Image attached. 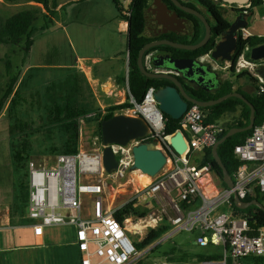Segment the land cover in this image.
Wrapping results in <instances>:
<instances>
[{
    "label": "built area",
    "instance_id": "obj_1",
    "mask_svg": "<svg viewBox=\"0 0 264 264\" xmlns=\"http://www.w3.org/2000/svg\"><path fill=\"white\" fill-rule=\"evenodd\" d=\"M134 0L119 2L123 21L129 27ZM243 39L250 37L241 29ZM245 48L235 74L249 73L258 81V94H264V79L257 73L261 61L250 58ZM225 70L231 62L225 61ZM155 87H150L141 103L132 100L123 114L143 117L150 127L149 135L132 141L126 147L111 145L117 158L118 169L109 176L123 179L134 165L133 148L140 142H156L168 157L169 169L149 185L137 189V211H150L159 207L163 219L171 230L163 239L189 232L198 233L196 244L201 248H215L209 259L199 264H244L243 260L264 257V229L251 227L249 220L234 216V197L242 201L264 198V123L255 126L243 143L234 149L239 167L233 177V188L219 189L210 165H201L206 151L218 142L227 131L223 120L206 123L207 112L197 104L189 106L181 118L180 126L187 142V151L177 154L166 134L164 114L156 100ZM103 144L94 151L80 147L77 154L56 155L51 168L39 167L34 161L28 164V209L34 221L37 246L44 245V229L72 225L76 228L77 245L82 254L80 264H134L142 255L127 235L126 228L114 211L104 208L106 183L93 180L104 178ZM201 155L200 161L195 156ZM94 198L92 213L84 215L83 197ZM166 197V198H165ZM186 205V208L183 205ZM173 213L169 216L167 210ZM160 219V220H163ZM160 243V242H159ZM154 245L153 251L160 244Z\"/></svg>",
    "mask_w": 264,
    "mask_h": 264
},
{
    "label": "rangeland",
    "instance_id": "obj_2",
    "mask_svg": "<svg viewBox=\"0 0 264 264\" xmlns=\"http://www.w3.org/2000/svg\"><path fill=\"white\" fill-rule=\"evenodd\" d=\"M59 1L68 3L73 0ZM31 8L43 10L41 5L33 2L8 3L0 0V17L6 20L20 11ZM245 8L251 11L250 5ZM43 12L34 24L37 29L32 36L34 48L28 56L27 38L19 45H0V204H14L18 210L19 208L26 210L24 204L29 195L28 168H24L20 173L14 171L10 151L11 139H18L22 134V139H28L36 151L30 161H34L39 167L51 168L56 155L53 156L48 151L55 136L48 130L54 126L58 116H63V109L67 103L76 104L86 112H101L105 115L107 109L118 105H131L134 100L129 89L127 35L115 33L112 22L118 18L119 12L113 1L88 0L73 4L66 10L54 14L52 23L44 18L45 11ZM262 16L263 12L255 8L254 15L249 19L247 29L255 36L258 34L264 36ZM80 57L89 59L88 64L94 72L92 76L99 77L103 83H106L105 80L109 77L114 79L119 77L114 86H111L112 93L109 94L115 101L104 110L98 109L96 104L104 100V92H99L98 96H95L92 84L87 80L80 85L81 76L75 72ZM7 61H10L12 73L18 80L10 96L3 100L11 85L10 76L6 73ZM261 63L264 64V61ZM26 64L36 69L27 68ZM234 74H231L233 80L238 81L235 89L239 86L244 87L246 93L253 90L247 77L237 80L238 76ZM69 81L72 84L76 82L77 96L72 95L73 85H68ZM126 109L116 111V115L123 114ZM241 113L238 109L232 114L225 115L222 119L225 127L230 129L241 121ZM100 133L98 122L82 120L83 149L94 151L99 148L102 144ZM201 158V155H196L195 161H200ZM137 172V170L129 172L123 179L104 174V178L97 177L93 180L106 183L104 208L107 211H114L116 218L126 228L128 237L142 255L134 264H199L201 261L197 255L213 253L215 248L197 246L198 233L183 232L163 240L168 235L166 233L151 244L150 241L155 236L154 231L166 222V217L162 218L164 213L159 207L148 212L143 211L146 212L143 217L137 213V189L144 187L137 181ZM215 181L218 188L223 189L221 180L216 176ZM93 203L92 196L83 197L85 216L92 213ZM167 212L169 216H173L170 209ZM126 215L131 217L123 220L121 217ZM131 223L139 229L129 230ZM71 229L76 234V230L70 228V231ZM48 230L58 234L57 228L50 227ZM158 243L159 247L150 251ZM243 263L254 264V259H245Z\"/></svg>",
    "mask_w": 264,
    "mask_h": 264
},
{
    "label": "trees",
    "instance_id": "obj_3",
    "mask_svg": "<svg viewBox=\"0 0 264 264\" xmlns=\"http://www.w3.org/2000/svg\"><path fill=\"white\" fill-rule=\"evenodd\" d=\"M4 2L14 3L20 1L33 2L43 7L45 11L44 18L48 22L52 23V17L55 14V9H57V0H3ZM117 5V8L120 12V17L123 18L121 13V8L119 6V2L117 0H113ZM167 3H171V0H165ZM150 0H134L132 4V14L131 17L128 18L129 27L127 33V46H128V58H129V89L131 96L137 103H141L144 99V96L147 90L150 87H155L157 90L165 88L168 86L166 80H157L146 77L142 74L139 65H138V57L140 51L149 43L153 42L152 39L148 38L147 34V24L144 19V11L149 6ZM264 0H251L250 9L263 7ZM43 10L40 8H31L27 10L20 11L6 20H3L0 17V45H19L22 44L24 39L27 38V52L30 50L32 46L31 40V31L35 22L39 19V16L43 14ZM47 22V23H48ZM30 37V38H29ZM218 35L213 36V38L203 47L201 48L200 54L205 55L209 54L217 44ZM165 39L172 40L174 42H180L181 37L176 34L166 35ZM261 44H264V38H256L250 37L248 39H240L237 51L235 56L233 57V65L231 71L235 73L236 63L239 60V57L243 53L246 47H256ZM144 57V63L146 60V55ZM250 56V54H249ZM6 73L10 76L11 85L7 90L3 100L8 98L12 93V89L17 83L18 78L12 73L11 63L7 61L6 64ZM239 78L247 77L250 81L252 91L249 93L245 92L244 87H238L235 89V82H229L227 87L222 90V92L214 99L217 100L223 96L228 94L238 92L245 96V98L254 106L256 111V122L255 126H258L264 123V94H258V81L253 78L249 73L244 72L238 76ZM66 84V83H65ZM64 84V85H65ZM70 81L68 85H70ZM72 95L77 96V84L76 82L72 84ZM76 99V97H75ZM190 104L189 106H191ZM131 105L124 104L118 105L106 110L105 115H102L101 112L92 113L86 112L80 109L76 104L71 105L67 103L65 108L63 109V116H58L56 118V122L52 128L48 130L50 134H54L55 139L52 144L49 146L48 153L51 155H60V154H77L80 151L81 147V131H82V120L85 121H93L98 122L100 127V134L102 137L101 131V123L103 120H107L116 115V111L129 108ZM238 109L241 110V121L235 123L230 129H227L218 139L221 140L224 136L228 134V132L233 128H245L250 124V114L251 109L242 100L236 97L229 98L217 105L212 107L204 108L205 112H207L206 123L211 124L215 123L218 120H221L227 114H232ZM166 122V134L175 135L180 129V122L182 119L175 120L169 115H164ZM244 120V121H243ZM252 133L251 131L237 133L234 136L227 139L223 144L218 147V154L223 161L226 169L229 174L234 177L236 170L239 167V161L236 159L234 155V149L237 145L244 142L248 135ZM22 134L18 136V139H11L10 141V151L11 158L13 161L14 171L20 173L21 170L28 167V164L33 155H35L36 151H34L31 144H29L28 139H22ZM156 143V142H154ZM47 153V154H48ZM201 165H210L213 173L217 178L221 180V184L223 188H227V185L223 181V171L218 163L215 161L212 148L206 151L205 158L203 162H200ZM254 200H258L264 205V198L257 194L255 198H247L245 202H252ZM27 206L24 204V207ZM186 208V205H183ZM16 210V206H15ZM19 210L24 211L23 208H19ZM141 217L144 216L146 212H139ZM234 216L238 218H243L249 220V224L251 227L256 229H264V212L257 207H249L246 210H241L234 206ZM130 215H126L125 217H121L123 220L126 218H130ZM171 225L166 221L161 226L154 231V237L151 239V244L155 243L162 235L168 233L171 230ZM159 247V246H158ZM156 247V249L158 248ZM199 261H203L209 259L207 255H197ZM254 264H264V257H253Z\"/></svg>",
    "mask_w": 264,
    "mask_h": 264
},
{
    "label": "water",
    "instance_id": "obj_4",
    "mask_svg": "<svg viewBox=\"0 0 264 264\" xmlns=\"http://www.w3.org/2000/svg\"><path fill=\"white\" fill-rule=\"evenodd\" d=\"M177 7L188 10L178 0H171ZM224 3L229 5H236L238 7L251 6V0H222ZM144 19L146 24H149V20L162 22L164 24H179L180 22L167 12V7L163 0H155L147 9L144 11ZM248 21L238 24L235 29L246 28ZM208 27V26H207ZM210 28H207L204 39L195 45L182 44L173 42L171 40H158L147 44L141 51L138 57L139 68L146 77L151 79H167L173 83V86H167L159 89L156 92V100L159 103V108L162 113L169 115L175 120L181 119L187 112L190 104H197L203 108L212 107L217 105L229 98L236 97L248 104L251 109L250 124L245 128H233L226 136L219 140L212 148V154L215 161L221 167L223 171V181L228 188H233L234 182L232 176L226 169L223 161L218 154V147L223 144L227 139L234 136L237 133H243L253 130L256 122V111L254 106L245 98L241 93L234 92L221 97L214 101L200 102L193 99L183 87L180 82V75L172 74H154L147 70L144 63L145 54L153 47L168 45L172 48L179 50H198L204 47L210 40ZM221 41L215 46L212 52V58L215 61H232V54L229 47V42L225 38V32L220 34ZM250 58L254 61L264 60V44L250 48ZM175 64V68L178 71H182L185 68L191 66L187 64V60L172 59ZM192 62V60L190 61ZM193 63V62H192ZM183 64V65H182ZM185 64V65H184ZM257 73L264 79V65L257 68ZM102 131V144L103 148V166L107 174H113L118 169L117 158L114 155L111 145H120L126 147L132 141H138L145 139L150 133V127L143 117H133L125 114L115 115L110 119L103 120L101 123ZM171 147L177 154H184L187 151V142L185 140L182 131H178L171 137ZM134 165L130 172L140 171L142 174L149 176L152 179H156L164 174L169 169V162L166 153L158 148L154 142H140L133 148ZM235 206L241 210H246L249 207H257L264 212V205L258 200L252 202L242 201L237 196L234 197ZM29 212V209L27 210Z\"/></svg>",
    "mask_w": 264,
    "mask_h": 264
},
{
    "label": "flooded vegetation",
    "instance_id": "obj_5",
    "mask_svg": "<svg viewBox=\"0 0 264 264\" xmlns=\"http://www.w3.org/2000/svg\"><path fill=\"white\" fill-rule=\"evenodd\" d=\"M154 1L150 0L149 6ZM163 1L167 7V12L176 17L180 23L166 25L162 22L149 20V24L146 26L149 39L154 42L164 40L166 35L176 34L181 37L180 42L177 43L195 45L204 39L209 27L210 40L213 36L218 35L217 43L221 41L220 34L225 32V38L229 42L230 49H232L230 52L233 60L242 38L240 32L242 28H235L238 24L248 21L249 9L229 5L222 0H178L188 9L184 10L177 7L172 1L171 3ZM200 49L189 51L175 49L168 45L156 46L147 52L145 67L154 74L180 75V82L193 99L200 102L214 101L229 82H235L236 84L238 81L233 80L232 75L234 72L231 69L225 70V61H215L212 58V52L215 48L205 55L200 54ZM172 59L187 60V64H191V66L178 71L175 64L171 62ZM191 60L193 63L190 62ZM230 62L232 68L233 62ZM243 78L245 77H238L237 80ZM157 80H166L168 86H173L170 80Z\"/></svg>",
    "mask_w": 264,
    "mask_h": 264
},
{
    "label": "crops",
    "instance_id": "obj_6",
    "mask_svg": "<svg viewBox=\"0 0 264 264\" xmlns=\"http://www.w3.org/2000/svg\"><path fill=\"white\" fill-rule=\"evenodd\" d=\"M85 1L88 0H73L68 3L57 0V9L54 10L55 14L66 10L73 4ZM113 3L115 4L114 1ZM259 10L263 12L262 20H264V5L260 7ZM254 12L255 8L251 9L248 22L254 15ZM52 20V22H54V18ZM112 23H114L116 34L127 35L128 26L125 21H123V18L120 17V12L118 18ZM35 30L37 29L33 26L31 40ZM249 34L250 37L264 38L261 34H258V36L253 35L251 32H249ZM33 48L34 44L32 43L27 56ZM88 62L89 59L80 57L75 72L79 77L81 76L80 85L84 83V81L86 82V80L92 84V92L95 93V96H98L99 92H104V100L102 102H96L98 109L104 110L115 101L109 94L112 93L111 86H114V83L119 77L115 79L109 77L107 79L108 81L105 80L106 83H103L104 81L99 77L92 76L94 72L93 69L91 70L92 67ZM26 66L27 68L36 69L28 64H26ZM88 69H90L91 75L88 74ZM25 209L26 210L22 211L18 210L16 207L15 210L14 204H0V264H80L82 254L77 245V237L73 229L70 231V228H74L75 230L76 228L72 225L51 227L53 229H58V234L56 235L54 232L48 230L50 227H47L44 229V245L37 246L34 237V221L29 218V212H27L28 203ZM59 231L61 235H59Z\"/></svg>",
    "mask_w": 264,
    "mask_h": 264
},
{
    "label": "bare ground",
    "instance_id": "obj_7",
    "mask_svg": "<svg viewBox=\"0 0 264 264\" xmlns=\"http://www.w3.org/2000/svg\"><path fill=\"white\" fill-rule=\"evenodd\" d=\"M136 175V174H135ZM133 180V179H132ZM137 181L138 182H140V184L142 185V186H146V185H149L152 181H151V179H150V177L149 176H147V175H145V174H142L141 172L139 173V171L137 172ZM128 224H130V222L128 221ZM141 224V223H140ZM139 224V225H140ZM138 225V224H137ZM131 226V227H130ZM128 228H129V230H132V231H134V230H138L139 229V227L138 226H136V225H133L132 223H131V225H130ZM143 226H144V224H143Z\"/></svg>",
    "mask_w": 264,
    "mask_h": 264
}]
</instances>
